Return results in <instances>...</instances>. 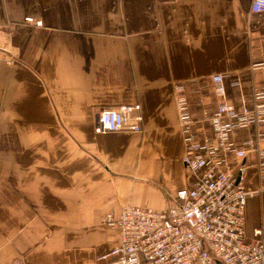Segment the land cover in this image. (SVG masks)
I'll list each match as a JSON object with an SVG mask.
<instances>
[{"label": "crops", "instance_id": "0c3cea01", "mask_svg": "<svg viewBox=\"0 0 264 264\" xmlns=\"http://www.w3.org/2000/svg\"><path fill=\"white\" fill-rule=\"evenodd\" d=\"M214 73L234 106L264 88V10L250 0H0V264H107L105 211L161 208L192 185L173 84L209 135ZM133 102L140 131L96 128L101 108ZM263 143L245 146L247 189ZM254 228L264 237V190L245 202V235Z\"/></svg>", "mask_w": 264, "mask_h": 264}, {"label": "built area", "instance_id": "2783aa9c", "mask_svg": "<svg viewBox=\"0 0 264 264\" xmlns=\"http://www.w3.org/2000/svg\"><path fill=\"white\" fill-rule=\"evenodd\" d=\"M250 9L264 10V0H250ZM251 65L259 67L261 62ZM210 80L221 100L208 116L211 134L202 136L191 127L193 118L182 83L173 84L185 149L182 162L193 176L192 185L177 188L161 208L127 203L117 213L105 211L101 221L115 229L117 236L97 259L107 258V264H264V237L256 236L260 229L254 228V237L244 232L246 199L264 190V143L256 150L258 186L247 189L242 181L245 146L255 139L264 142V88L253 90L251 107L245 102L234 106L222 99V74L214 73ZM141 122L139 104L123 103L101 108L96 128L140 131ZM250 124L263 128L240 139L231 135ZM230 154L236 163L229 162Z\"/></svg>", "mask_w": 264, "mask_h": 264}]
</instances>
